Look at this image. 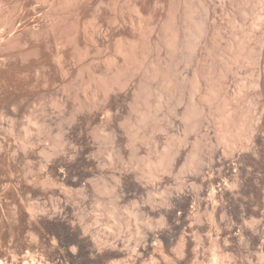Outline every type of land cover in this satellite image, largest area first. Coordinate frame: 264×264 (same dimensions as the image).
I'll return each instance as SVG.
<instances>
[{
	"label": "rangeland",
	"instance_id": "374dc122",
	"mask_svg": "<svg viewBox=\"0 0 264 264\" xmlns=\"http://www.w3.org/2000/svg\"><path fill=\"white\" fill-rule=\"evenodd\" d=\"M44 1L0 0V264H264V0Z\"/></svg>",
	"mask_w": 264,
	"mask_h": 264
},
{
	"label": "bare ground",
	"instance_id": "6f19581e",
	"mask_svg": "<svg viewBox=\"0 0 264 264\" xmlns=\"http://www.w3.org/2000/svg\"><path fill=\"white\" fill-rule=\"evenodd\" d=\"M41 1V0H40ZM44 1V0H43ZM45 2V1H44ZM45 4V3H44ZM6 6V5H5ZM41 6V5H40ZM49 6V5H48ZM45 7V6H44ZM1 8V7H0ZM3 11H4V9H3ZM2 11V12H3ZM5 31V30H4ZM98 215V214H97ZM110 216V215H109ZM109 216H107V217H109ZM112 217V216H111ZM96 218V217H95ZM94 218V219H95ZM109 218H107V220H108ZM111 219V218H110ZM109 219V220H110ZM80 220V219H79ZM97 222V221H96ZM107 222H109V221H107ZM88 225V224H87ZM87 225H85V228H83L82 229V231H81V243L82 244H84V243H86L87 244V237L89 238V241H90V247L88 248V251H93L94 249H96V248H98L99 247V243H101L102 242V240L99 238V237H97L96 235L94 236V232L92 231H90V228H89V226L87 227ZM90 225V224H89ZM91 226V225H90ZM87 227V228H86ZM94 229V228H93ZM98 232V231H97ZM92 233H94V234H92ZM105 233H106V230H105ZM121 232H118V234H120ZM99 234V233H98ZM108 234H109V232H108ZM103 235H104V233H103ZM102 235V236H103ZM105 237H107V236H105ZM119 237H121V235L119 236ZM108 238V237H107ZM86 239V240H85ZM85 240V241H84ZM119 240V239H118ZM107 241V240H106ZM123 241V240H122ZM84 242V243H83ZM108 242V241H107ZM89 243V242H88ZM89 245V244H88ZM104 245V244H103ZM76 251H77V248H76V246H69V248H68V250H67V252L68 253H70L71 255H74L75 253H76ZM34 255V254H33ZM38 255V254H37ZM36 255V256H37ZM29 257H32V259L30 258V260H31V264H42V260H41V258L43 257V256H41V255H39V257H40V259H39V257H33V256H31L30 254L28 255ZM63 256V255H62ZM68 256V255H67ZM14 257V256H13ZM29 257H27V258H29ZM39 259V260H36V259ZM15 259V258H14ZM23 259H24V257H23ZM42 259H44V258H42ZM40 260H41V262H40ZM65 260V259H64ZM16 261V260H15ZM66 262V261H65ZM23 264H27V262H25V260H24V262H23ZM30 264V263H29ZM62 264V263H61Z\"/></svg>",
	"mask_w": 264,
	"mask_h": 264
}]
</instances>
